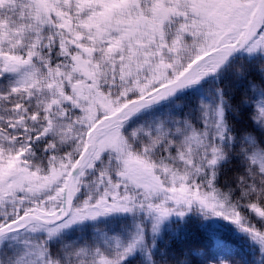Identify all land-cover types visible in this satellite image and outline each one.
<instances>
[{"label": "snow or ice", "instance_id": "snow-or-ice-1", "mask_svg": "<svg viewBox=\"0 0 264 264\" xmlns=\"http://www.w3.org/2000/svg\"><path fill=\"white\" fill-rule=\"evenodd\" d=\"M0 264H264V0H0Z\"/></svg>", "mask_w": 264, "mask_h": 264}, {"label": "trees", "instance_id": "trees-1", "mask_svg": "<svg viewBox=\"0 0 264 264\" xmlns=\"http://www.w3.org/2000/svg\"><path fill=\"white\" fill-rule=\"evenodd\" d=\"M189 228H190V230H191L193 233H196V236L198 237V238L191 239V240L189 241V243H190L192 246L199 247L200 244L203 242V239H204L203 234H202V233H199V232L197 231L196 223H195V222H193L192 224H190V225H189Z\"/></svg>", "mask_w": 264, "mask_h": 264}]
</instances>
